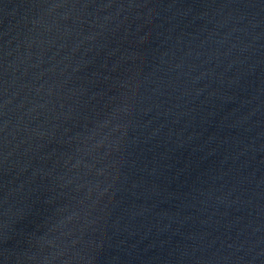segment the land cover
<instances>
[{"label":"water","instance_id":"water-1","mask_svg":"<svg viewBox=\"0 0 264 264\" xmlns=\"http://www.w3.org/2000/svg\"><path fill=\"white\" fill-rule=\"evenodd\" d=\"M263 245L264 0H0V264Z\"/></svg>","mask_w":264,"mask_h":264}]
</instances>
